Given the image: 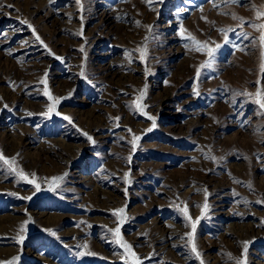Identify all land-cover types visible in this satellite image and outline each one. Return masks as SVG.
<instances>
[{
    "label": "rangeland",
    "instance_id": "obj_1",
    "mask_svg": "<svg viewBox=\"0 0 264 264\" xmlns=\"http://www.w3.org/2000/svg\"><path fill=\"white\" fill-rule=\"evenodd\" d=\"M0 3V153L14 161L0 160V261L132 264L119 226L142 264H237L245 241L246 264H264V45L251 27L264 0ZM189 34L222 45L199 77L209 57ZM45 89L60 115H43ZM205 190L190 239L181 209L201 217Z\"/></svg>",
    "mask_w": 264,
    "mask_h": 264
},
{
    "label": "snow or ice",
    "instance_id": "obj_2",
    "mask_svg": "<svg viewBox=\"0 0 264 264\" xmlns=\"http://www.w3.org/2000/svg\"><path fill=\"white\" fill-rule=\"evenodd\" d=\"M54 0H49V3H53ZM147 2L149 4H151L153 2V0H147ZM159 3H163V0H158ZM226 3H232V4H237V5H240V0H225ZM76 3L78 5H81L82 7V4H81V0H76ZM8 8H13L14 6L9 4V5H6ZM214 6H216L214 4ZM5 7V5L3 3H0V8H3ZM186 9L185 8H180L178 9V13H183L185 12ZM202 11V9H201ZM256 16H257V19H260V18H264V11H257L256 12ZM119 18V17H118ZM234 19H241L243 20V18H238V17H233ZM202 19H206V17H202ZM22 23H25L27 24V21H22ZM139 23V22H137ZM242 26V25H241ZM28 27L29 28H32V25L28 24ZM149 29H151V26H148ZM251 27H253L254 29H257L261 32V35H260V41H261V44L264 45V23H261V24H251ZM33 33H35V29L33 28ZM181 35L183 36L184 32H185V29L181 28ZM221 32H223V41H224V44H228L230 43V37L228 35L229 32H235V29H228L227 31H225L224 29H221L220 30ZM36 39L38 41H40L41 44H43V41L40 40V37L38 35H36ZM187 39H189L191 41V43L194 45V49L196 52H205L207 53V56L209 57V60L206 61L205 63L201 64L199 66V68H197V71H196V75L197 77L200 76V73H201V70L204 69V68H208V67H211L212 66V60L215 59V55L216 53L219 51V49L222 47V45L220 43H215V46L212 47L209 45V43L207 41H204V42H201L199 40H197L195 37L191 36V34H189V36L187 37ZM188 45H185V47H187ZM235 47V45H233ZM44 47H47V45H44ZM81 51H83V48H81ZM145 55H146V50H141V59L143 60L145 58ZM57 59H61L60 57H56ZM262 68H264V65L261 66ZM81 75H83V73H81ZM44 83H46V81H44ZM146 89H147V85H145V88L144 90L141 91L140 93V97L138 99L142 100L144 98V96L146 95ZM194 91H196L194 89ZM44 94L46 96H48V98L50 100H53V104L48 108V111L46 113H43L44 116H50L52 113H55L56 115H60L59 112H57L56 110V105L59 104L60 100L59 99H56L54 97H52L50 95V93L47 91V89H45V92ZM197 95H199L198 91L196 92ZM247 95H252L251 93H248ZM256 99H255V102L259 105V107L261 109H264V92H262L261 90H257L256 94ZM5 108L8 107L7 104L4 105ZM136 107L138 109H141V105L139 103L136 104ZM142 110V109H141ZM29 115H31V113H29ZM64 119L65 120H68L69 123H71V118L68 117V116H64ZM116 119H119L118 117ZM149 119H151L153 121V124H152V127L155 128L156 127V124H155V117H149ZM152 129H148V131H151ZM129 131H131L129 129ZM85 136H87L88 134L87 133H84ZM141 137L139 136H134L133 137V140H132V145H133V150H135L136 148V144H137V141L140 140ZM88 139L89 141H92V137L91 136H88ZM93 143H95L94 141H92ZM130 159V157H129ZM213 160H215V157H212ZM0 160H4V163L6 164H9V166L11 167L12 163H14L13 160H9L7 158H5L3 156L2 153H0ZM12 171H16L15 168H12ZM18 175L21 176V178H23L24 180H26L28 183L30 184H35V180H30L28 179V176L25 175L22 171H20L18 173ZM35 175V174H33ZM65 176H67V173L64 174ZM127 175V174H126ZM63 179V177H53L52 178V186L50 188V190H55L56 187H59V181H61ZM249 187H251L249 185ZM35 188H36V191H40V185L39 184H35ZM21 199H31V196L29 197H20ZM258 203H264V201H258ZM178 207V206H177ZM209 208V205L207 203V190H205V203L202 207V210H201V217H198L196 218V220H192V217L190 216L189 214V210H188V207L187 205L185 204V206L181 209V211L183 212L184 216L189 220L191 221V228H192V232L191 233H188L186 235L189 236L190 239H193L194 237V233L196 231V227H197V224L199 223V220L201 218L204 217V215L206 214L207 210ZM125 209L124 208H121V209H116L114 211V214L116 215H119V214H122L124 213ZM124 222V217L123 216H120V224H123ZM28 223V221H25V225ZM21 231H26V228L22 227L21 228ZM113 231L115 237H116V242L125 250V252L128 254V256L131 258L132 260V264H142L141 260L139 257H137L136 253L132 250V245L128 244L127 242L123 241L122 239V236H121V231H120V227H116L115 229L111 230ZM52 235H55V232H52ZM25 237L23 235H21L19 237V240L18 242L19 243H23ZM250 242H247L245 241L244 242V249H243V252H242V256L245 257V259H242V260H238L237 261V264H246V253H247V249H248V244ZM192 252L196 255V257H200V253L199 251L197 250V247L195 245V243L193 242L192 243ZM95 255V253H92V252H88V253H77V255ZM19 260V256L17 257H14V258H11L7 261H0V264H17V261ZM201 264H203V261L201 260Z\"/></svg>",
    "mask_w": 264,
    "mask_h": 264
},
{
    "label": "bare ground",
    "instance_id": "obj_3",
    "mask_svg": "<svg viewBox=\"0 0 264 264\" xmlns=\"http://www.w3.org/2000/svg\"><path fill=\"white\" fill-rule=\"evenodd\" d=\"M18 138V137H17ZM20 140V139H19Z\"/></svg>",
    "mask_w": 264,
    "mask_h": 264
}]
</instances>
